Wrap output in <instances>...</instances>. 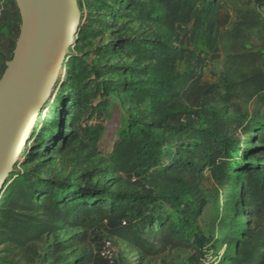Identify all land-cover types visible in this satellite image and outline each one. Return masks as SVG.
<instances>
[{"label":"trees","instance_id":"1","mask_svg":"<svg viewBox=\"0 0 264 264\" xmlns=\"http://www.w3.org/2000/svg\"><path fill=\"white\" fill-rule=\"evenodd\" d=\"M215 1L115 0V5L125 7L139 20H150L155 11L154 22L170 32L177 26H190L193 41L202 25L198 5ZM230 1L234 16L229 21L227 15V25L217 32L224 57L215 82H201L206 64L201 55L195 56L188 70H178L177 64L186 52L183 41L168 43L157 36L142 44L124 45L136 62L143 64L138 70L141 75L149 74L151 79L148 83L118 87V91L125 94L128 103L148 105L158 120L147 125L166 130L174 113L191 116L202 109L207 113L198 123L176 127L180 139L163 152L147 130H137L134 123H128L114 139L106 159L115 172L139 171L151 183L168 190L193 186L205 169L218 182L239 173V199L246 224L237 233L228 258L223 260L221 256L214 264H264V55L253 45L255 36L264 37L260 16L264 0ZM80 21L76 34H81L84 21L81 26ZM116 42L119 47L124 44L121 39L113 41ZM56 101L52 95L46 105L50 109ZM45 113H38L30 132H40ZM171 148L178 151L172 154ZM48 182L50 179L33 175H21L8 186L5 182L0 192L1 200L6 191L0 205L2 242L28 251L43 236L64 227L80 230L75 236L80 243L87 241L91 230H101L109 238L124 241L143 257L182 246L201 250L205 243L204 237L193 230L204 208L201 200L180 203V208L175 209L177 220L171 221L158 202L159 195H133L121 200L108 198L105 192L93 188L76 189L67 181L58 183V192L51 193L44 188ZM175 202L176 198L168 204ZM107 221L115 225L109 226ZM92 260L88 255L80 264H91ZM193 260V264H201L199 258Z\"/></svg>","mask_w":264,"mask_h":264},{"label":"rangeland","instance_id":"2","mask_svg":"<svg viewBox=\"0 0 264 264\" xmlns=\"http://www.w3.org/2000/svg\"><path fill=\"white\" fill-rule=\"evenodd\" d=\"M134 1L145 3L148 0ZM76 2L80 8V26L81 22L84 23L80 27L81 34L73 36V43L66 51L65 63L50 95V98L54 95L58 102L50 109L45 104L42 128L40 132L34 129L28 134L6 179V186L21 175H33L50 179L44 188L51 193L58 192V183L67 181L75 188H93L105 192L108 198L121 200L131 199L133 195H159L158 202L165 208L171 221L177 220L175 209L180 208V203H197L201 200L204 208L193 230L204 237L205 243L201 250L182 246L168 248L154 257H143L124 241L109 238L101 230H91L87 241L80 243L75 237L80 230L62 227L33 243L28 251L0 240V264H80L88 255L92 256L91 264H193L196 258L201 264H214L221 256L223 260L227 259L237 233L246 224L239 199L242 181L239 173H232L229 178L218 182L205 169L193 186L184 185L168 190L151 183L139 171L128 174L115 172L106 154L128 123H134L137 130H147L148 136L158 141V150L163 152L180 139V134L174 130L176 127L198 123L207 113L206 109L191 116L174 113L167 121L169 127L166 130L147 125L158 120L149 112L148 105L128 103L125 94L118 91V87L148 83L151 79L149 74L141 75L138 70L143 64L137 63L124 45L127 42L142 44L157 36L168 43L183 41L186 52L177 64L178 70H188L195 56L201 55L206 61L201 82H215L224 57L217 32L227 25V15L229 21L232 20L233 2L216 0L198 5L202 25L193 41L190 40V26H177L173 32L159 27L153 20L157 15L155 11L150 20H139L129 14L125 7L115 5V0ZM0 7L3 8L0 29L1 78L6 61L13 57L20 35L21 16L15 0H0ZM260 16L264 21V7L260 9ZM116 39L123 40L122 47L117 42L113 43ZM253 45L264 55V37L255 36ZM237 136L240 139L239 133ZM177 151L171 148L170 153ZM5 194L6 191L2 194L0 205ZM174 198L178 202L168 204ZM139 209L142 210L141 207ZM107 225L115 223L107 221ZM105 245L115 250V257L111 261L98 255L99 249Z\"/></svg>","mask_w":264,"mask_h":264},{"label":"water","instance_id":"3","mask_svg":"<svg viewBox=\"0 0 264 264\" xmlns=\"http://www.w3.org/2000/svg\"><path fill=\"white\" fill-rule=\"evenodd\" d=\"M20 35L0 78V192L45 107L80 19L76 0H15Z\"/></svg>","mask_w":264,"mask_h":264},{"label":"built area","instance_id":"4","mask_svg":"<svg viewBox=\"0 0 264 264\" xmlns=\"http://www.w3.org/2000/svg\"><path fill=\"white\" fill-rule=\"evenodd\" d=\"M3 20V8L0 7V29ZM98 255L100 258L111 261L115 257V250L110 245H105L101 249H99Z\"/></svg>","mask_w":264,"mask_h":264},{"label":"bare ground","instance_id":"5","mask_svg":"<svg viewBox=\"0 0 264 264\" xmlns=\"http://www.w3.org/2000/svg\"><path fill=\"white\" fill-rule=\"evenodd\" d=\"M43 109H44V108H43ZM43 109H42V110H43Z\"/></svg>","mask_w":264,"mask_h":264}]
</instances>
